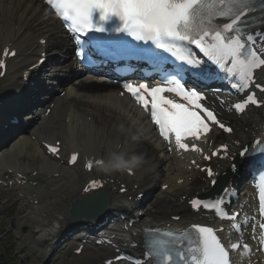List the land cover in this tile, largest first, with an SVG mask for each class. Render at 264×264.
<instances>
[{
	"label": "snow or ice",
	"instance_id": "6c2138e0",
	"mask_svg": "<svg viewBox=\"0 0 264 264\" xmlns=\"http://www.w3.org/2000/svg\"><path fill=\"white\" fill-rule=\"evenodd\" d=\"M44 2L51 10L47 14L58 18L79 46L78 57L83 58L87 54V43L113 59H123L132 54L143 59L158 58L154 69L160 74L161 84L124 83L122 87L149 115L159 136L167 143L168 151L199 153L204 161H212L213 158L229 160L232 161L229 167L233 171L237 169L234 161L238 155L248 160L264 177V138L256 140L254 146L242 147L236 153L230 150L228 144H220L210 152L200 146V142H209L214 129L232 133L233 128L203 103L207 96L199 90L201 80H228L232 88L244 92L239 102L231 104L232 110L244 113L250 105L264 107V82H258L255 75L256 70L264 72V31H259L264 28V15H253L264 13V0ZM257 20L259 23H256ZM82 36L88 37V41L82 40ZM194 49L198 50L199 56ZM165 53L168 55H163ZM9 55L15 56L16 52L5 48L3 56ZM169 63L174 66L165 69L164 66ZM4 68L5 60L0 59V69ZM2 75L4 72L0 70ZM219 91L214 90V95ZM120 95L123 96L124 92ZM217 99L221 105L227 103L220 96ZM59 143L46 145V148L58 155ZM78 156L73 152L67 163H77ZM191 163L204 173L203 179L208 187L218 183L219 173L212 166L201 167L196 160ZM106 164L111 165L110 169L105 168L106 171L122 169L133 174L129 162L119 156L108 161L103 157L90 159L85 167L93 170L94 165ZM177 182L184 183L183 180ZM99 187H102L100 181L93 179L85 191ZM168 187L164 185L165 189ZM120 190L125 191L123 188ZM222 192L223 195L209 200L195 197L190 205L196 211H212L219 219L228 220L230 228L227 234L223 225L213 228L193 224L182 232L146 229L144 253L135 264H235L233 254L240 257L239 264H260L259 259L254 261L252 257H264V220L253 223L245 217L240 221V213H229L224 207L230 188L225 187ZM259 215L264 217V198L259 205ZM233 232L237 235L235 242ZM119 260L121 257L117 256L106 264Z\"/></svg>",
	"mask_w": 264,
	"mask_h": 264
},
{
	"label": "bare ground",
	"instance_id": "6f19581e",
	"mask_svg": "<svg viewBox=\"0 0 264 264\" xmlns=\"http://www.w3.org/2000/svg\"><path fill=\"white\" fill-rule=\"evenodd\" d=\"M38 0H0V38L4 39L3 45L12 41L20 53L16 62L11 61L8 68L12 70L14 83L7 85L10 90L20 92L26 83L23 80V70L26 64L34 59L40 51L39 40L43 37L55 44L60 40L61 29L58 22ZM15 58V59H16ZM7 72V74H8ZM3 84V82H1ZM11 92V91H9ZM119 90L111 84L98 78L83 76L68 83V88L63 97L55 101L53 112L43 121V125L34 129L31 134L36 135L35 143L40 136L65 138V151L68 154L75 149L81 151L82 158L92 157L105 160H113L119 156L129 162L133 168V175L125 173V178L139 189L157 188V203L161 204L156 212L147 211L142 221L144 223L170 222L169 216L164 211L182 209L178 206L180 195L198 188H207L203 174L194 166H188L190 160L185 157H177L166 151L158 142L155 131L150 126L147 118L133 105L126 96L120 97ZM12 94H8L12 98ZM224 117L231 120L236 132L235 135L242 139H248L254 133L259 132V115L254 112L247 118H241L234 113L222 110ZM30 113L28 114V116ZM26 123H29L27 121ZM60 131H63L62 133ZM19 145V146H18ZM28 150V155L25 150ZM25 153L23 159L22 154ZM37 154L35 159L32 154ZM135 161V163H131ZM66 160H50L39 149L33 150L29 143L24 146L19 141L12 145L0 156L1 167H13L17 171L22 169L38 170L42 173H60L61 183L69 191L61 192V208L67 207V195L70 202L82 198L80 193L83 183L89 177L84 170L78 174L75 167L69 168ZM109 165V164H108ZM105 168H111V165ZM121 171V169H118ZM111 170L109 172H115ZM70 179L66 178L69 177ZM184 179V183L177 181ZM80 182L81 184H79ZM168 183L169 187L162 190L160 186ZM160 188V189H159ZM172 190V193L168 191ZM30 198V197H27ZM120 200L113 194L111 207L118 206ZM151 202H155L153 199ZM51 206H54L53 202ZM41 216V215H40ZM35 215L34 223L39 228L35 242L43 244V238L56 235L61 225V218L43 220ZM188 217V216H187ZM183 217L182 219H185ZM66 225V223H64ZM43 257L47 253L43 251ZM62 254L59 253V256ZM95 257V254H93ZM257 258V257H256ZM260 261V259H259Z\"/></svg>",
	"mask_w": 264,
	"mask_h": 264
},
{
	"label": "rangeland",
	"instance_id": "374dc122",
	"mask_svg": "<svg viewBox=\"0 0 264 264\" xmlns=\"http://www.w3.org/2000/svg\"><path fill=\"white\" fill-rule=\"evenodd\" d=\"M7 194L6 193H4L3 192V190H1V188H0V237H2L3 238V240H6V242H9V240H10V242H11V244L13 245V241H12V239H13V237H11L10 236V232L7 230V228H8V225H7V220L9 219V218H18V216L16 215V211H15V207H12V208H9V209H7L5 206H4V202L2 201L3 199H4V197L6 196ZM3 198V199H2ZM4 231H6V234L5 235H3L4 234ZM6 237V238H5ZM0 245H2L3 247H5V245L4 244H2L1 242H0ZM17 248L19 247L20 249H22V246H23V244L21 243V245L19 246L18 244H14ZM18 248V249H19ZM36 260L34 259L33 261H32V263L33 264H36L37 262H35ZM80 262L82 263V262H84V259L82 258L81 260H80Z\"/></svg>",
	"mask_w": 264,
	"mask_h": 264
}]
</instances>
